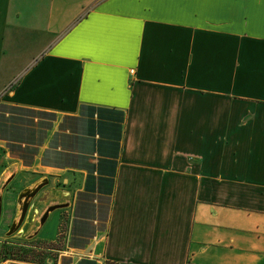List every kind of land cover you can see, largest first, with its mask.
<instances>
[{
	"label": "crops",
	"instance_id": "0c3cea01",
	"mask_svg": "<svg viewBox=\"0 0 264 264\" xmlns=\"http://www.w3.org/2000/svg\"><path fill=\"white\" fill-rule=\"evenodd\" d=\"M1 105L56 116L0 138L11 244L264 264V0H0Z\"/></svg>",
	"mask_w": 264,
	"mask_h": 264
},
{
	"label": "rangeland",
	"instance_id": "374dc122",
	"mask_svg": "<svg viewBox=\"0 0 264 264\" xmlns=\"http://www.w3.org/2000/svg\"><path fill=\"white\" fill-rule=\"evenodd\" d=\"M55 119L56 116L52 113L29 111L20 107L1 105L0 138L7 140L9 145H15V151L19 155H23L21 142L30 139L32 145L27 148L25 153L26 155H32L36 152L37 145L45 129L51 128ZM65 121L68 124L72 122L70 119H65ZM10 140H12V143H10ZM63 215L65 217L67 214L65 215L64 213ZM66 219H64V223L60 228L57 240L53 243L44 244L35 240L34 243L32 241L29 243L17 241V244L14 245L10 243V230L0 232V262L7 261V264H66L70 262L73 259L71 258L73 254L70 251V247L77 246V239L73 236L70 244L66 241L68 234V219ZM84 225L80 224V227L84 228ZM85 238V235L78 237L79 240H84ZM20 250H24L25 253H22V255L26 256V261L29 263L14 261L10 263V259H15L10 256V253H17ZM75 258L77 261L80 260V263L86 261L92 264L90 262H94L87 260V256L80 257L75 255Z\"/></svg>",
	"mask_w": 264,
	"mask_h": 264
},
{
	"label": "trees",
	"instance_id": "16d2710c",
	"mask_svg": "<svg viewBox=\"0 0 264 264\" xmlns=\"http://www.w3.org/2000/svg\"><path fill=\"white\" fill-rule=\"evenodd\" d=\"M20 251H23V252H20ZM20 251H18L17 253L11 252L10 256L18 260H27L26 256L22 255V253H25L24 250H20Z\"/></svg>",
	"mask_w": 264,
	"mask_h": 264
},
{
	"label": "built area",
	"instance_id": "2783aa9c",
	"mask_svg": "<svg viewBox=\"0 0 264 264\" xmlns=\"http://www.w3.org/2000/svg\"><path fill=\"white\" fill-rule=\"evenodd\" d=\"M132 72H134V70ZM0 264H7V261L1 262Z\"/></svg>",
	"mask_w": 264,
	"mask_h": 264
}]
</instances>
